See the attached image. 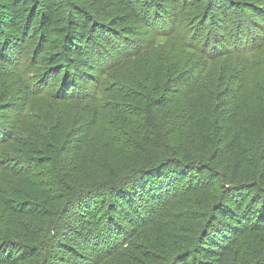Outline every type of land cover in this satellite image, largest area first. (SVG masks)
<instances>
[{
  "label": "trees",
  "instance_id": "16d2710c",
  "mask_svg": "<svg viewBox=\"0 0 264 264\" xmlns=\"http://www.w3.org/2000/svg\"><path fill=\"white\" fill-rule=\"evenodd\" d=\"M0 264H264V0H0Z\"/></svg>",
  "mask_w": 264,
  "mask_h": 264
},
{
  "label": "rangeland",
  "instance_id": "374dc122",
  "mask_svg": "<svg viewBox=\"0 0 264 264\" xmlns=\"http://www.w3.org/2000/svg\"><path fill=\"white\" fill-rule=\"evenodd\" d=\"M154 1V0H151ZM155 5L157 7V11L161 12L160 15V20L168 22L171 20L172 15L171 12L170 14L165 8L164 4H161V2H155ZM162 6V7H161ZM152 7H150L151 10ZM163 9V10H162ZM164 13H163V12ZM156 13V11H154ZM151 14V13H150ZM158 15V14H157ZM183 97V96H182ZM171 108H174V103L171 104ZM161 111V110H160ZM178 122V123H177ZM176 123H173L171 125L165 126L164 130H167L168 133L172 134V136L176 139L175 143L177 147H179L181 153H186L192 156L193 160L200 162L202 159V150H201V144L199 143V136L196 132L195 127L192 125V122L187 119L186 122L179 123V120ZM100 137V134L96 136L93 140H98ZM261 137V134H256L255 137L253 138L252 141V153H257V146L255 145V141H258ZM114 148V153H124L129 155V157L135 158L138 161H145L149 160L152 161L153 159L159 157L158 152L156 151L157 148L151 150L149 153H145V151H134L137 149V147L133 146H124V145H116V146H111V148L107 149V151L113 152ZM132 148V152H130ZM240 155L238 154V151H235L234 154L232 155L231 159V170L232 173H234L235 177L240 176L241 174L244 173L246 169H249L248 165L245 163V161L240 160ZM209 156H205L204 160L206 164L209 162ZM131 158H129L130 160ZM27 187L28 185H24ZM27 189L30 191L31 194L35 196H39V199H42V196L39 195L35 189L32 187L28 186ZM67 221V219H65Z\"/></svg>",
  "mask_w": 264,
  "mask_h": 264
}]
</instances>
